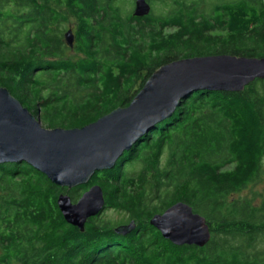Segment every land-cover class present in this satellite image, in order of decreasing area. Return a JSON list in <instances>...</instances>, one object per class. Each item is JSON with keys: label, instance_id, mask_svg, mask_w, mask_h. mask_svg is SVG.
Returning <instances> with one entry per match:
<instances>
[{"label": "trees", "instance_id": "16d2710c", "mask_svg": "<svg viewBox=\"0 0 264 264\" xmlns=\"http://www.w3.org/2000/svg\"><path fill=\"white\" fill-rule=\"evenodd\" d=\"M130 1L0 0V88L48 129L81 128L127 107L173 61L264 57V0H171L167 13L140 18L124 10ZM70 23L74 57L63 42ZM131 149L71 189L25 162L0 164V264H264V80L190 93ZM95 184L104 209L127 218L115 226L97 214L81 232L55 202L61 193L75 202ZM176 202L209 224L200 249L149 225Z\"/></svg>", "mask_w": 264, "mask_h": 264}, {"label": "water", "instance_id": "95a60500", "mask_svg": "<svg viewBox=\"0 0 264 264\" xmlns=\"http://www.w3.org/2000/svg\"><path fill=\"white\" fill-rule=\"evenodd\" d=\"M148 4L147 0H134L132 15H148ZM71 33H64L67 47L73 43ZM255 79L264 80V57L209 55L179 59L151 74L127 107L72 129L40 126L39 119L7 89L0 88V164L26 162L51 183L66 189L85 185L95 173L112 169L144 134L169 120L190 93L238 92ZM104 201L101 187L95 184L77 201L61 193L55 204L65 222L82 232L86 221L103 211ZM192 210L187 203L176 202L154 214L149 225L174 245L200 249L210 241L211 232L206 219ZM133 228L131 223L121 230L128 233Z\"/></svg>", "mask_w": 264, "mask_h": 264}, {"label": "rangeland", "instance_id": "374dc122", "mask_svg": "<svg viewBox=\"0 0 264 264\" xmlns=\"http://www.w3.org/2000/svg\"><path fill=\"white\" fill-rule=\"evenodd\" d=\"M128 2H130V3H132V1H130V0H127ZM156 0H152V3L150 4L151 5V8H152V10H153V12L154 13H159V14H165V13H167L170 9H173V6H172V4H171V0H161V2L162 3H156L155 2ZM198 0H187V2L188 3H190V4H192V5H194V6H196V2H197ZM205 1H208V0H205ZM186 2V1H185ZM184 2V3H185ZM186 2V3H187ZM133 4H134V0H133ZM132 4V5H133ZM132 5H129V4H125V5H123L124 6V10L125 11H133V7H134V5L132 6ZM208 8V5L207 4H201V6H200V10H205V9H207ZM72 23H70V24H67L66 26H65V28L63 29V31H62V33H64L65 31H66V29H67V27H69V25H71ZM72 29V28H71ZM172 31H175L174 29H167L166 31H165V33H170V32H172ZM61 33V34H62ZM63 35V34H62ZM64 42V41H63ZM66 46V45H65ZM64 46V47H65ZM65 54L67 55V56H69V57H74L75 55H74V52H73V50L72 49H70L69 47L68 48H66V50H65ZM143 76V75H142ZM138 87V86H137ZM136 87V88H137ZM37 119L39 118L38 117V114L35 116ZM40 121V123H41V125L40 126H42V127H44V128H46V126H45V124L43 123V121L40 119L39 120ZM136 168H137V166H136ZM261 189V186H259L258 187V190H260ZM247 193V190H244L242 193H240V195H245ZM100 216H99V218H100V220H103V221H107V223L109 222L110 224L111 223H113V224H115V226H118V225H123L124 223H125V221H126V215L125 214H123L121 211H116V210H114V209H112V208H108V209H103V211L99 214ZM13 264H15V263H13Z\"/></svg>", "mask_w": 264, "mask_h": 264}, {"label": "flooded vegetation", "instance_id": "af4514ba", "mask_svg": "<svg viewBox=\"0 0 264 264\" xmlns=\"http://www.w3.org/2000/svg\"><path fill=\"white\" fill-rule=\"evenodd\" d=\"M67 32V31H66ZM64 34V33H63ZM63 38H64V35H63ZM64 42H65V38H64ZM66 43V42H65ZM73 44V43H72ZM66 45H67V43H66ZM68 46V45H67ZM69 48H71V47H69ZM0 255H1V251H0ZM15 264H20V263H17V262H14ZM11 264H13V263H11Z\"/></svg>", "mask_w": 264, "mask_h": 264}, {"label": "bare ground", "instance_id": "6f19581e", "mask_svg": "<svg viewBox=\"0 0 264 264\" xmlns=\"http://www.w3.org/2000/svg\"><path fill=\"white\" fill-rule=\"evenodd\" d=\"M26 163V162H25ZM115 166V165H114Z\"/></svg>", "mask_w": 264, "mask_h": 264}]
</instances>
